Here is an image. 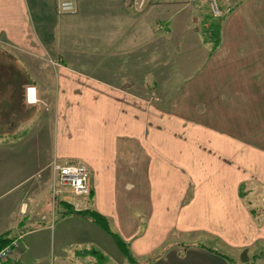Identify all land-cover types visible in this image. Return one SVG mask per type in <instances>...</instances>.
Segmentation results:
<instances>
[{
    "label": "crops",
    "instance_id": "1",
    "mask_svg": "<svg viewBox=\"0 0 264 264\" xmlns=\"http://www.w3.org/2000/svg\"><path fill=\"white\" fill-rule=\"evenodd\" d=\"M183 1L152 0L128 36L123 21L132 20L123 0H78L75 13L62 15L54 0H0V190L23 189L11 209L0 203V235L19 236L11 258L21 264H264V0H216L223 16L211 52L198 28L171 21ZM155 13L163 31L150 23ZM171 26L195 72L214 61V74H204L214 76V109H242L241 133L188 120L107 79L124 75L119 60L126 48L151 43ZM81 29L82 44L110 46L105 60L115 61L114 70L106 65L96 75L87 52L76 55ZM54 161L89 169L82 209L53 192ZM84 209L107 219L133 263L78 212Z\"/></svg>",
    "mask_w": 264,
    "mask_h": 264
},
{
    "label": "rangeland",
    "instance_id": "2",
    "mask_svg": "<svg viewBox=\"0 0 264 264\" xmlns=\"http://www.w3.org/2000/svg\"><path fill=\"white\" fill-rule=\"evenodd\" d=\"M198 1L199 0H184L183 2H180V7L186 5L183 9H178L181 19H179L180 15H178V13L174 14L173 12L171 21L176 23V25L178 24L182 29L187 25L196 32L197 28L198 31H201V29L204 31L208 24H214L222 18L223 13L221 11L219 14L212 15L213 10L209 4V0H202L203 4L198 3ZM130 2L131 0H123L124 7H126V10L130 14L129 18L132 20V22L123 21V35H125L124 30L128 28L127 25H130L129 28L131 32L126 34L128 36L137 32L136 29L131 26L133 23L143 22L140 16L148 12L152 0H148L145 4L149 7L145 10L144 7L141 11H135L130 6ZM128 7L129 9H127ZM157 13H159V11ZM157 13L154 15L151 14L150 17H152V19L150 20V23L154 26L156 31H159L162 30V24L159 22ZM135 19L137 21H134ZM174 28L175 29L173 30L171 26L169 32L164 30L166 33L165 36H156L151 43L144 45L135 42V44L126 48V52L129 50L128 54L123 57L124 59L122 61L119 60V63L122 65V69L119 72L124 73V75L120 77H107V79L119 82L126 88L132 87L134 91L139 93V97H142L143 100L153 101L162 109L163 107L164 109L168 108V111L182 115L188 120L201 122L209 127H214L215 121L216 127H222L223 129H229L230 131L241 133L244 129L242 125V109L234 108L228 110L219 107H215L214 109V76H204L205 72L206 74H209L210 72L214 74V61H206L205 63L203 62V64H200L203 66L201 75L199 73L200 71L195 72L196 62L193 63L184 58L183 52L180 51L181 46L177 44L179 31L176 30V27ZM81 33H83L82 29L80 31L76 30L75 32V37L79 39L77 42L78 48L76 47V55L81 56L83 50L87 52L89 68L96 75L99 74L101 68H105L106 65V68H112L114 70L115 61L105 60L109 58L108 51L111 49L110 46L82 44L84 34L82 35ZM144 35L146 34L144 33ZM169 35L171 38L168 39ZM196 37L197 33H194L193 39ZM1 41L3 40L1 39ZM169 41L171 43L170 46L167 45ZM6 43L7 42L1 43V46L6 47L8 50L16 51L14 46ZM206 45L210 51L209 44L206 43ZM102 49H105L106 51H102ZM213 50L214 49L211 51ZM127 67L131 68V71L135 75H132L131 77L126 75L125 73H129L130 71H128ZM29 111L30 110H28V115L30 114ZM30 118L28 119L30 120ZM19 130H21L20 125L12 129L11 132L17 133ZM37 176H40V174ZM43 177L44 175H41L42 179ZM33 178L35 179V177ZM54 187H56L55 182L52 190ZM24 190L26 191V189ZM0 191H2L0 193V203L7 201L8 203L6 202L4 207L9 210L13 207V203L17 202L23 189L15 187L11 190L2 189ZM32 191L34 190L32 189ZM61 196H64L63 198L66 200L63 201L64 203L73 207L71 203L72 196L68 192L62 193Z\"/></svg>",
    "mask_w": 264,
    "mask_h": 264
},
{
    "label": "built area",
    "instance_id": "3",
    "mask_svg": "<svg viewBox=\"0 0 264 264\" xmlns=\"http://www.w3.org/2000/svg\"><path fill=\"white\" fill-rule=\"evenodd\" d=\"M148 0H131L130 6L135 11H141ZM78 0H54V7L57 14H69L76 12ZM209 4L213 10V14H219L220 9L217 7L216 0H209ZM214 16V15H213ZM27 100H34V89L28 87ZM55 171L56 187L53 188L54 193L62 194L68 192L72 196V205L75 209H82L85 204H82L79 198L89 196L90 192V171L82 163L52 162L51 164ZM69 200V201H71ZM19 244V236L9 238L8 242L0 248V264H21L19 261L11 258L12 251Z\"/></svg>",
    "mask_w": 264,
    "mask_h": 264
},
{
    "label": "trees",
    "instance_id": "4",
    "mask_svg": "<svg viewBox=\"0 0 264 264\" xmlns=\"http://www.w3.org/2000/svg\"><path fill=\"white\" fill-rule=\"evenodd\" d=\"M206 29L203 31L201 29L200 35L202 37V40L204 43L209 44L210 46V51L214 49L218 43H219V29H220V22L217 21L214 24H208ZM209 28V29H208ZM79 213L82 215L88 217L92 222L96 223L99 227H101L106 233H108L120 249V251L123 253V255L127 258V260L131 263L135 261V259L130 255L128 247L126 246L125 242L120 238V236L111 229L107 219L100 213L90 210V209H84V210H79ZM9 240L8 235L6 234H1L0 235V248L5 245ZM261 255V254H259ZM258 255L253 256V259L257 257ZM253 260L244 263V264H252Z\"/></svg>",
    "mask_w": 264,
    "mask_h": 264
}]
</instances>
